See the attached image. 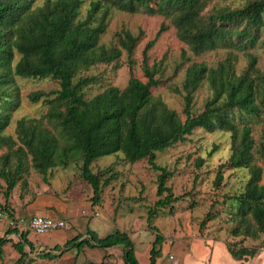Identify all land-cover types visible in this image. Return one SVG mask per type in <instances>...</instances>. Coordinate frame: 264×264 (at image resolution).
Returning <instances> with one entry per match:
<instances>
[{
    "label": "trees",
    "instance_id": "obj_1",
    "mask_svg": "<svg viewBox=\"0 0 264 264\" xmlns=\"http://www.w3.org/2000/svg\"><path fill=\"white\" fill-rule=\"evenodd\" d=\"M37 1L0 0V107L15 104L16 77L48 78L58 83L54 90L29 93V100L33 103L41 100L46 110L38 116L18 119L16 139L2 135L10 113L0 112V149H7L0 156L4 165L0 174L6 183L3 209L8 210V199L20 179L24 160L29 159L32 168L43 175L71 161H80L81 176L92 186L93 199L98 201L102 184L100 174L92 172L91 165L101 156L120 152L126 162L146 159L153 169L160 171L157 175L158 199L148 210L147 217L149 227L155 229L151 224L154 215L179 199L166 185L170 173L157 164V152L185 141L195 128H202L207 132H228L231 152L226 165L248 169L244 190L229 197L236 206L237 225L231 229L232 234L238 236L244 232L257 238L263 233L264 185L260 181L264 167V71L257 66V55L248 50L264 42L260 40L264 32V0H246L234 8L216 7L207 14L203 11L208 0H90L84 17L80 15L84 0H44L40 5ZM112 9L128 13L143 11L169 18L177 38L195 55L226 49V56L216 66L204 62H192L187 66L182 82L184 120L152 94V88L159 83L156 74L162 60L150 65L147 52L168 26L161 23L155 37L143 48L140 64L143 80L132 72L138 35L123 30L117 34V47L100 43ZM123 51L130 72L126 86L110 85L85 98V88L96 78L80 73L101 63L114 62L118 67ZM236 51H246L248 59L240 72L236 70ZM204 80L212 94L204 109L194 114L191 110L193 95ZM252 123L262 124L258 144L252 136ZM14 156L17 164L11 170L10 159ZM256 159L261 160L262 166L255 163ZM222 172V169L217 171L216 184L222 180ZM7 213L12 216L10 211ZM210 217L208 212L200 227ZM28 232L8 227L0 237V254L2 246L11 242L19 252L17 261H22L27 255L24 247L34 249L27 238ZM8 234H16L19 239L13 242L5 237ZM162 241L156 231L148 264H157ZM85 245L102 249L121 246L123 264H141L134 243L125 231L116 229L99 237L88 228L85 236L77 235L67 240L64 250L77 247L80 251ZM227 249L235 260L256 253L254 248L244 246ZM38 255L49 259L57 256L45 249ZM84 264L115 263L103 259Z\"/></svg>",
    "mask_w": 264,
    "mask_h": 264
},
{
    "label": "rangeland",
    "instance_id": "obj_2",
    "mask_svg": "<svg viewBox=\"0 0 264 264\" xmlns=\"http://www.w3.org/2000/svg\"><path fill=\"white\" fill-rule=\"evenodd\" d=\"M43 1L38 0L37 3L40 5ZM89 1L84 0L81 17L85 16ZM245 1L208 0L203 12L207 14L216 7H238ZM161 23H165L168 28L147 52L150 65L162 60L156 74L159 83L152 88V94L161 98L184 120L186 116L183 113L182 82L187 66L192 62L216 66L226 56V49L218 48L195 55L177 38L169 18L159 14L149 15L143 11L128 13L117 9L111 10L108 26L101 36L100 43L107 47H117V34L123 30L138 35L132 72L135 77L145 80L140 69L142 51L146 43L155 37ZM260 40H264V32L261 33ZM248 51L257 55V66L264 71V42L258 43ZM236 53V70L240 72L245 68L248 59L246 51ZM17 57L18 55L16 59ZM126 63L127 55L123 51L117 62L118 67L114 62L101 63L82 71L81 76L96 78L93 84L85 88V98L102 92L110 85L119 88L126 86L130 77ZM15 81L18 87L17 96L14 94L17 97L15 104H4L0 107V112L6 110L10 113L9 123L2 135L14 139L18 119L24 116H38L46 110L41 100L31 102L29 93L58 88V83L48 78L16 77ZM211 94L212 90L204 80L193 95L191 110L194 114L204 109ZM261 129V123H252V136L257 144L261 140ZM6 151L5 147L1 148L0 156ZM230 152L228 132H207L202 128H195L185 141L157 152V164L165 167L170 173L166 185L179 199L158 210L151 223L155 229L149 227L147 217L148 210L158 199L157 175L160 171L153 169L146 159L129 163L125 161L123 154L118 152L95 160L91 170L100 174L102 184L98 201L93 199L92 186L81 176L80 161H71L67 166H58L53 171L50 170L52 173L48 171L43 175L32 168L29 159L24 160L20 179L8 199V210L3 209L6 183L0 174V210L10 211L12 216L21 217L49 213L50 216L63 218L67 226L43 234L24 229L29 231L27 238L33 243L34 249L24 247L27 255L19 262V252L8 242L2 246L0 264H84L98 263L103 259L109 263L123 264L121 246L102 249L85 245L80 251L77 247L64 250L67 240L77 235L85 236L88 228L94 230L99 237H104L116 229L127 232L141 264H148L149 250L156 231L163 239L159 245L160 249L162 247L166 250L164 254L160 252L158 264H264V232L257 238L244 232L235 236L231 232L237 225V220L234 216L236 206L229 197L239 195L244 190L249 174L247 168H229L226 165ZM255 163L262 166L260 159H256ZM16 164V157H11L9 168L13 170ZM2 168L4 165L0 157V171ZM219 169L223 170V177L220 183L216 184ZM260 183L264 185V167ZM208 212L211 217L200 227V222ZM7 229L6 221L1 219L0 237ZM5 237L13 242L19 239L16 234H8ZM223 246L226 249H237L241 246L254 248L256 253L236 261L229 253L226 255ZM43 249L57 256L53 259L43 258L38 255Z\"/></svg>",
    "mask_w": 264,
    "mask_h": 264
},
{
    "label": "built area",
    "instance_id": "obj_3",
    "mask_svg": "<svg viewBox=\"0 0 264 264\" xmlns=\"http://www.w3.org/2000/svg\"><path fill=\"white\" fill-rule=\"evenodd\" d=\"M5 220L8 227H16L19 230L28 229L36 234H43L55 229L65 228L67 222L64 219L50 215H30L28 217L10 216L6 211L0 210V220ZM172 258L173 256L170 255Z\"/></svg>",
    "mask_w": 264,
    "mask_h": 264
},
{
    "label": "crops",
    "instance_id": "obj_4",
    "mask_svg": "<svg viewBox=\"0 0 264 264\" xmlns=\"http://www.w3.org/2000/svg\"><path fill=\"white\" fill-rule=\"evenodd\" d=\"M62 211L64 210V208H62L61 209ZM49 213H47V215H48ZM50 215V214H49ZM57 218H59V217H57ZM61 219H63V218H61ZM224 247V246H223ZM222 249V248H221ZM224 251H225V253H226V255L228 256V253H229V251L224 247ZM160 252L162 253V254H164L165 252H166V250H164V248H162L161 247V249H160ZM230 254V253H229ZM232 257V256H231ZM161 257H158L157 258V264H158V262H159V259H160ZM235 260V259H234ZM237 261V260H236Z\"/></svg>",
    "mask_w": 264,
    "mask_h": 264
}]
</instances>
